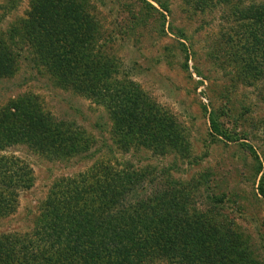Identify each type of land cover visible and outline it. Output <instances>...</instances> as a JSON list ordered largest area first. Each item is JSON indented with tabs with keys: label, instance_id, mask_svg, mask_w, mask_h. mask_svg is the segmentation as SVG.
<instances>
[{
	"label": "trees",
	"instance_id": "16d2710c",
	"mask_svg": "<svg viewBox=\"0 0 264 264\" xmlns=\"http://www.w3.org/2000/svg\"><path fill=\"white\" fill-rule=\"evenodd\" d=\"M186 3L201 12L221 7L233 17L224 38L227 58L244 81L259 79L264 72V0ZM14 32L26 37L60 87L111 113L112 138L120 150L145 147L165 154L171 147L187 148L176 117L97 51L98 25L80 1L32 0ZM17 65L0 43V77L15 75ZM210 121L212 132L227 138L215 111ZM94 144V137L76 123L44 109L35 94L2 107L0 220L15 215L20 195L35 184L33 168L9 153L11 147L26 145L51 161H67L95 157ZM145 177L144 171L109 159L59 177L31 230L0 233V264H254L240 237L198 206V184L171 180L170 188L147 194Z\"/></svg>",
	"mask_w": 264,
	"mask_h": 264
},
{
	"label": "rangeland",
	"instance_id": "374dc122",
	"mask_svg": "<svg viewBox=\"0 0 264 264\" xmlns=\"http://www.w3.org/2000/svg\"><path fill=\"white\" fill-rule=\"evenodd\" d=\"M78 1L98 25L97 51L176 117L187 148L171 147L163 154L116 147L111 113L60 87L26 37L14 32L32 0H0V43L18 63L15 75L0 77V109L35 94L57 119L74 122L93 136L96 153L90 159L51 161L26 145L11 147L9 153L33 168L35 184L20 195L15 215L0 220V233L31 230L56 179L109 159L144 171L147 194L170 188L171 180L198 184V206L240 237L254 264H264V72L244 81L231 66L224 38L233 17L221 7L196 11L186 0ZM212 111L227 138L210 129ZM214 195L223 202L215 203Z\"/></svg>",
	"mask_w": 264,
	"mask_h": 264
}]
</instances>
